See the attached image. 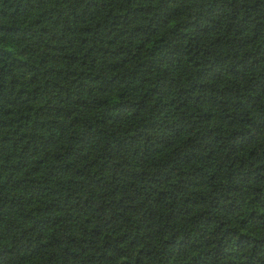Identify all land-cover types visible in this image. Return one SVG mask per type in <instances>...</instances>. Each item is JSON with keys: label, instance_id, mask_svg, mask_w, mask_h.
<instances>
[{"label": "trees", "instance_id": "trees-1", "mask_svg": "<svg viewBox=\"0 0 264 264\" xmlns=\"http://www.w3.org/2000/svg\"><path fill=\"white\" fill-rule=\"evenodd\" d=\"M0 264H264V0H0Z\"/></svg>", "mask_w": 264, "mask_h": 264}]
</instances>
